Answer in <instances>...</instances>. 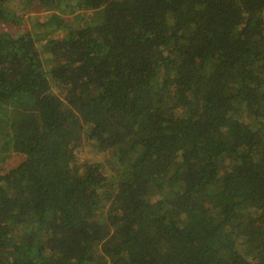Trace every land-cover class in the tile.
Instances as JSON below:
<instances>
[{
	"label": "trees",
	"instance_id": "1",
	"mask_svg": "<svg viewBox=\"0 0 264 264\" xmlns=\"http://www.w3.org/2000/svg\"><path fill=\"white\" fill-rule=\"evenodd\" d=\"M0 264H264V0H0Z\"/></svg>",
	"mask_w": 264,
	"mask_h": 264
},
{
	"label": "rangeland",
	"instance_id": "2",
	"mask_svg": "<svg viewBox=\"0 0 264 264\" xmlns=\"http://www.w3.org/2000/svg\"><path fill=\"white\" fill-rule=\"evenodd\" d=\"M73 1V0H72ZM51 10H42V9H36L33 11H24L22 10L20 12L21 15L24 16L22 20V24L20 25L25 30H31L33 34H37L38 37H45V36H59L62 35L64 30L57 28H47L45 25L42 24V22L47 21V14ZM93 12L83 10V9H76V8H68L63 13H59L58 15L63 16L68 23L72 26V23L69 21V19H74L76 21H82L86 17H89L92 15ZM31 17H35V20ZM10 24H6L5 30H9L8 26ZM90 148L87 145H83L79 148V154L78 157L80 160H89L92 159H99L100 161H105V156L95 150H89ZM12 156V155H11ZM10 156V157H11ZM13 157V156H12Z\"/></svg>",
	"mask_w": 264,
	"mask_h": 264
}]
</instances>
